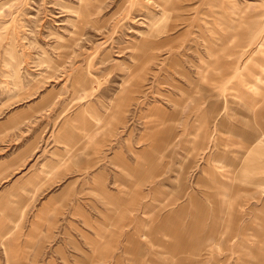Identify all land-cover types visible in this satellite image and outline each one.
I'll list each match as a JSON object with an SVG mask.
<instances>
[{
    "label": "rangeland",
    "instance_id": "374dc122",
    "mask_svg": "<svg viewBox=\"0 0 264 264\" xmlns=\"http://www.w3.org/2000/svg\"><path fill=\"white\" fill-rule=\"evenodd\" d=\"M29 143L0 218L51 200L60 243L0 264H117L85 251L106 219L139 264H264V0H0V160Z\"/></svg>",
    "mask_w": 264,
    "mask_h": 264
},
{
    "label": "crops",
    "instance_id": "0c3cea01",
    "mask_svg": "<svg viewBox=\"0 0 264 264\" xmlns=\"http://www.w3.org/2000/svg\"><path fill=\"white\" fill-rule=\"evenodd\" d=\"M239 85L240 84H238L236 88ZM249 94L250 92L247 93L246 91L239 93V97L242 98L243 104L247 103L250 99ZM252 100L255 101L254 99ZM67 141H70L68 135ZM34 146L35 145L33 143H29L17 156H8L7 158L0 160V178L6 179L11 169L17 167L15 168L16 170L22 163H27L28 160H26V156L24 155H29L32 151H34ZM69 152L70 151H68V153ZM49 162L53 161L49 160ZM48 164L50 165V163ZM41 173H36V175L30 176L26 180L23 191L28 197L35 196L40 188H42L45 180L52 178L50 176L45 177L44 173L43 175ZM35 179H40V181L38 182ZM10 204L14 205L16 203L11 201ZM38 206L39 207L36 209L37 212L35 217L30 221H21L24 220V214L22 213L24 209H22L21 212H18L20 213V217L17 220H14L13 218L10 219L9 217V221H5L3 220V217L0 218V245H12L10 246L11 251H9L10 254L8 258H12L17 261L43 259V245L47 242L57 243L56 239L59 238V232H55L54 229L58 226V221L55 219L49 220L47 214L49 212L52 214H54V212L58 213V205L55 207L53 201L50 200L49 202ZM27 211L32 212L30 209ZM26 224L28 225L26 226ZM85 224H88V222H85ZM74 226L75 223H73V227H71V229L74 228ZM83 227L86 228L88 225ZM125 227L126 225L124 221L117 219H106L105 221L99 222L91 221V225H89V227L84 231L86 243L89 244V247L85 246V251L89 252L90 258L96 261H105L106 259L114 258L117 259V264H119L120 260L123 261L124 258L123 254L118 256L119 251L123 252L125 244H127L128 246L125 248L126 251L131 250L127 259L130 260L132 264H139V258L135 257L134 253L137 252L135 251L136 249L139 250L140 245L136 241L137 245L135 246V249H132L129 246L134 245L133 240H135L136 237L133 235L125 236V232L123 230ZM133 227L134 226H131L130 228ZM23 229H26L25 232ZM59 243L60 242L57 244ZM60 251V247L57 246L52 250V255H55V253L57 254ZM51 260L55 261L56 259L52 256Z\"/></svg>",
    "mask_w": 264,
    "mask_h": 264
},
{
    "label": "bare ground",
    "instance_id": "6f19581e",
    "mask_svg": "<svg viewBox=\"0 0 264 264\" xmlns=\"http://www.w3.org/2000/svg\"><path fill=\"white\" fill-rule=\"evenodd\" d=\"M243 105L248 106L247 108H251L252 109L253 106L256 105V103L254 104V102H250V103H244ZM252 257H253V254H252ZM262 259H264V256H263ZM241 264H249V263L247 261H241Z\"/></svg>",
    "mask_w": 264,
    "mask_h": 264
}]
</instances>
